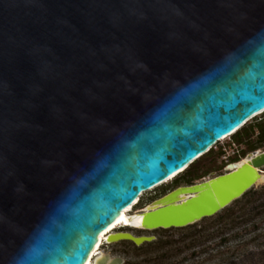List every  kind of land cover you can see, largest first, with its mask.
Returning a JSON list of instances; mask_svg holds the SVG:
<instances>
[{
	"label": "water",
	"instance_id": "water-1",
	"mask_svg": "<svg viewBox=\"0 0 264 264\" xmlns=\"http://www.w3.org/2000/svg\"><path fill=\"white\" fill-rule=\"evenodd\" d=\"M262 112L264 0H0V264H84L142 192ZM245 156L151 200L144 229L239 198L264 174V149Z\"/></svg>",
	"mask_w": 264,
	"mask_h": 264
},
{
	"label": "rangeland",
	"instance_id": "rangeland-1",
	"mask_svg": "<svg viewBox=\"0 0 264 264\" xmlns=\"http://www.w3.org/2000/svg\"><path fill=\"white\" fill-rule=\"evenodd\" d=\"M260 121H264V112L251 118L244 125ZM256 133L257 130L255 129V133L250 137L251 140L256 139ZM260 149H264V145L256 146L255 149H249L246 143L236 144L231 141L229 136L212 146V151L208 156L206 155L207 153H205L202 155V158L196 159L193 163L194 168L189 169L190 167L188 166L167 182L143 192L138 203L135 204L132 209H140L151 200L163 195L178 185L190 184L223 173L227 163L233 162L230 161L232 156H237L239 159L247 152ZM186 170H188L187 173L185 172ZM263 184L264 181L256 182L253 188L257 189ZM259 202H264V197L253 202L252 205H256ZM251 222L257 225L256 229H252ZM113 231H129L134 235L153 236L154 238L151 241H156L158 239L174 241L172 245L166 244L161 248L150 247L146 249H136L135 246L139 245H135L130 240H118L116 242L103 243L101 245V249H104V251L108 252L110 255L122 256L125 260L123 264H136L138 261H141L144 256H153V254L159 253L170 247L171 250L169 249V255L171 256L166 261L168 264H264V212L262 215L252 217L247 224L235 228L232 232H238V236L230 238L226 243L220 242V236H215L213 239L206 241L204 244L209 246V248L203 252L199 250L198 246L192 248L182 247L180 250H175L176 247L182 246V243L177 240L182 233H184V230L175 229L173 227L151 230L118 227ZM226 235L230 236V233ZM253 236V239H249ZM239 237L245 238L248 241L246 244L234 247ZM228 246L232 247L227 249L226 247ZM217 249L221 250L223 253L217 254ZM192 250H198V252L192 254Z\"/></svg>",
	"mask_w": 264,
	"mask_h": 264
},
{
	"label": "trees",
	"instance_id": "trees-1",
	"mask_svg": "<svg viewBox=\"0 0 264 264\" xmlns=\"http://www.w3.org/2000/svg\"><path fill=\"white\" fill-rule=\"evenodd\" d=\"M255 129L257 130L256 139L251 140L250 137L255 133ZM230 139L236 144L246 143L249 149H255L256 146L264 145V121L241 126L238 130L230 135ZM211 151L212 150L210 148L206 152V155L208 156ZM199 158H202V156H200ZM236 160H238L237 156H232L230 158V161ZM193 163L194 161L188 165L190 167L189 169L194 168ZM188 170H186L185 172L187 173ZM262 197H264V184L257 189L251 187L250 189L245 191L239 198L233 200L229 205L225 206L212 216L204 217L197 222L183 227L175 228L184 230V233H182V235L177 240L182 243V246L176 247L175 250H180L182 247L192 248L198 246L199 250L203 252L209 248V246H206L204 243L213 239L215 236H220L221 243H226L230 238L238 236V232H232L235 228L247 224V222L252 217L262 215V213L264 212V202H259L256 205H252L253 202ZM250 224L252 229L257 228V225L255 223L251 222ZM227 233H230V236L226 235ZM253 238L254 236L250 237L249 239ZM247 241L248 240H246L245 238L239 237L234 247L246 244ZM173 243L174 241L171 240L158 239L156 241L145 242L139 246H135V248H161L166 244L172 245ZM230 247L232 246H228L226 248L229 249ZM169 249L171 250V247L159 253L157 252L156 254H153V256H144V258L141 261H138L136 264H168L166 263V261L171 256L169 255ZM197 252L198 250H192V254H195ZM216 253L222 254L223 252L217 249Z\"/></svg>",
	"mask_w": 264,
	"mask_h": 264
},
{
	"label": "bare ground",
	"instance_id": "bare-ground-1",
	"mask_svg": "<svg viewBox=\"0 0 264 264\" xmlns=\"http://www.w3.org/2000/svg\"><path fill=\"white\" fill-rule=\"evenodd\" d=\"M259 114H261V113H257L255 116H257ZM227 137H229V136H224L223 138L220 139V141L226 139ZM250 155H252V154H250ZM247 161H248V156L244 155V156L240 157L238 160L234 161L235 163L233 165H231V166L236 167V166H239L241 164L246 163ZM177 174L172 175L170 178L166 179L162 183L167 182L168 180H170L173 177H175ZM261 181H264V174L263 173H261L256 179V182H261ZM162 183H160V184H162ZM160 184H158V185H160ZM152 188H154V187H152ZM152 188H150V189H152ZM142 193L132 202L131 205L127 206L121 213H119V215L116 217V219L105 230H103L98 235V241L94 245L91 253L88 255V258H87V260H86V262L84 264H93L92 263L93 258L95 256H97L98 254H101V251H100L101 250V245L103 243L107 242L108 234L113 233L114 232L113 230L115 228L124 227V228H132V229H144V225L141 224L142 212L145 211V210H148L149 208H154L156 205H154L155 203H148V204H145L144 206H142L138 210H133L132 209L133 208V204L135 205V203H137L139 201L140 196L142 195ZM185 197L186 196H185L184 193H181L178 196V198H181V199H183Z\"/></svg>",
	"mask_w": 264,
	"mask_h": 264
},
{
	"label": "built area",
	"instance_id": "built-area-1",
	"mask_svg": "<svg viewBox=\"0 0 264 264\" xmlns=\"http://www.w3.org/2000/svg\"><path fill=\"white\" fill-rule=\"evenodd\" d=\"M219 141H220V140H219ZM219 141H218V142H219ZM215 144H216V143H215ZM215 144H214V145H215ZM214 145H213V146H214ZM137 203H138V202H137ZM137 203H135V204H137ZM133 207H134V204H133Z\"/></svg>",
	"mask_w": 264,
	"mask_h": 264
},
{
	"label": "flooded vegetation",
	"instance_id": "flooded-vegetation-1",
	"mask_svg": "<svg viewBox=\"0 0 264 264\" xmlns=\"http://www.w3.org/2000/svg\"><path fill=\"white\" fill-rule=\"evenodd\" d=\"M168 192V191H167Z\"/></svg>",
	"mask_w": 264,
	"mask_h": 264
},
{
	"label": "snow or ice",
	"instance_id": "snow-or-ice-1",
	"mask_svg": "<svg viewBox=\"0 0 264 264\" xmlns=\"http://www.w3.org/2000/svg\"><path fill=\"white\" fill-rule=\"evenodd\" d=\"M70 259V258H69Z\"/></svg>",
	"mask_w": 264,
	"mask_h": 264
}]
</instances>
